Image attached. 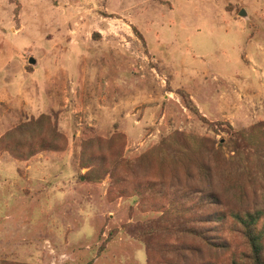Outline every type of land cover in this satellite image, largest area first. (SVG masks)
<instances>
[{"label":"rangeland","instance_id":"374dc122","mask_svg":"<svg viewBox=\"0 0 264 264\" xmlns=\"http://www.w3.org/2000/svg\"><path fill=\"white\" fill-rule=\"evenodd\" d=\"M207 162L225 199L228 169L264 205V0H0V261L174 264L125 227L162 218L149 206L189 173L210 188ZM112 172L163 195L119 197ZM209 230L234 250L228 223Z\"/></svg>","mask_w":264,"mask_h":264},{"label":"trees","instance_id":"16d2710c","mask_svg":"<svg viewBox=\"0 0 264 264\" xmlns=\"http://www.w3.org/2000/svg\"><path fill=\"white\" fill-rule=\"evenodd\" d=\"M187 108L198 116H201L200 110L192 100L191 96H183ZM203 117V116H201ZM204 119V118H203ZM236 144L242 150L241 153L252 155L258 151L248 145L240 133L232 136ZM54 149H57L54 147ZM35 152L38 150L35 148ZM22 158V157H19ZM104 157L101 161H104ZM210 162L197 165L200 177L207 178L210 181L204 187L194 182V176L189 173L187 176V186L179 184L168 186V191L164 193L165 201L149 206L152 209L164 212L163 217L157 221L144 224H137L133 227L126 226L125 230L135 239L145 243L148 248L149 257L152 252L160 250L161 253L175 254L179 260L174 264H215L211 260L207 262H195L191 260L195 255L203 252L205 247L209 253L219 251H232L228 264H264V205L258 202H250L248 193L250 188L236 178V173L226 170L227 181L233 187L235 194L231 199H225L214 188L215 179L221 176L223 170L218 171ZM191 171V170H190ZM239 174V173H238ZM112 189L117 196H139L144 205L150 204V200L157 195H163L160 185L162 181L154 179L146 181H136L131 186L121 185L123 182L115 172L111 173ZM118 185L121 187L118 188ZM236 199V200H235ZM146 207V206H145ZM219 209L216 212L202 213L204 210ZM177 211L176 217H170L169 211ZM169 212V213H168ZM204 214V215H203ZM229 225L230 231L237 237V243L233 246L226 242H217L214 236H211L213 227H221L223 224ZM215 226H210L214 225ZM209 227V228H208ZM166 237H175L180 243L171 242L159 244L158 241ZM182 237L198 241V244L182 243ZM202 244V245H201ZM0 264H8L0 261Z\"/></svg>","mask_w":264,"mask_h":264},{"label":"water","instance_id":"95a60500","mask_svg":"<svg viewBox=\"0 0 264 264\" xmlns=\"http://www.w3.org/2000/svg\"><path fill=\"white\" fill-rule=\"evenodd\" d=\"M241 16H242V17H246V16H247V12H246L245 10H242V12H241ZM31 63H32V64H35V63H36V60L32 59V60H31Z\"/></svg>","mask_w":264,"mask_h":264}]
</instances>
